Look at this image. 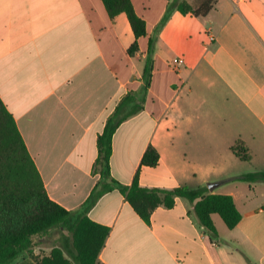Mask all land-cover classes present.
Listing matches in <instances>:
<instances>
[{
  "label": "crops",
  "instance_id": "1",
  "mask_svg": "<svg viewBox=\"0 0 264 264\" xmlns=\"http://www.w3.org/2000/svg\"><path fill=\"white\" fill-rule=\"evenodd\" d=\"M130 1L146 26L132 54L126 15L110 18L101 0H0V101L49 199L68 211L82 205L100 178L97 138L132 94L142 110L112 138L110 174L119 187L87 212L109 229L98 263L264 264V182L236 180L264 171V0H214L204 17L167 10L173 0ZM237 142L249 160L233 154ZM148 145L159 154L153 167L140 164ZM137 171L147 189L219 183L208 193L230 195L241 219L228 229L212 214V233L193 204L176 198L145 221L120 191ZM45 237L10 264L48 255L58 234Z\"/></svg>",
  "mask_w": 264,
  "mask_h": 264
},
{
  "label": "trees",
  "instance_id": "2",
  "mask_svg": "<svg viewBox=\"0 0 264 264\" xmlns=\"http://www.w3.org/2000/svg\"><path fill=\"white\" fill-rule=\"evenodd\" d=\"M101 1L110 18L120 13L126 15L134 36L129 53H134L137 40L146 35L144 20L137 16L130 0ZM212 4V0H204L194 7L185 1L173 0L167 10L176 8L181 14L204 17ZM153 46V40L149 39L142 73L144 92L151 78ZM140 110L141 102H137L132 94L125 95L116 104L96 142L95 168L99 171V182L78 209L68 211L49 199L14 119L0 101V264H10L23 253L31 254L36 246L33 237L52 230L58 234L57 244L52 246L48 255L33 257L36 264H99L98 255L109 229L90 220L87 212L104 193L119 187L110 174L112 138L119 125ZM231 150L239 160H249L242 142H237ZM158 160L157 150L148 145L140 164L153 167ZM236 180L264 182V171L245 173ZM120 191L134 212L145 221L158 206L171 208L176 198H184L193 204L198 222L212 233H215L212 214H217L228 229H233L241 219L230 195L209 194L204 186L147 189L139 186L137 171L131 185L120 187Z\"/></svg>",
  "mask_w": 264,
  "mask_h": 264
},
{
  "label": "rangeland",
  "instance_id": "3",
  "mask_svg": "<svg viewBox=\"0 0 264 264\" xmlns=\"http://www.w3.org/2000/svg\"><path fill=\"white\" fill-rule=\"evenodd\" d=\"M192 2H194V3H196V2H200L201 0H191ZM212 1H214V0H212ZM191 6H197V5H191ZM244 165V164H243ZM226 188L225 187H222V188H219L218 189V191H224ZM49 233V234H48ZM48 233H46V236L47 237H45L44 238V243H48L49 241H54V239L56 238V232L55 231H50V232H48ZM44 236V235H43ZM43 236H39V237H33V243L35 244V245H37L38 244V241H39V239L41 238V237H43Z\"/></svg>",
  "mask_w": 264,
  "mask_h": 264
},
{
  "label": "water",
  "instance_id": "4",
  "mask_svg": "<svg viewBox=\"0 0 264 264\" xmlns=\"http://www.w3.org/2000/svg\"><path fill=\"white\" fill-rule=\"evenodd\" d=\"M219 183H208L207 188L208 190L212 191L215 187L218 186Z\"/></svg>",
  "mask_w": 264,
  "mask_h": 264
},
{
  "label": "built area",
  "instance_id": "5",
  "mask_svg": "<svg viewBox=\"0 0 264 264\" xmlns=\"http://www.w3.org/2000/svg\"><path fill=\"white\" fill-rule=\"evenodd\" d=\"M209 40H212V37H209ZM264 206V205H263ZM264 209V208H263Z\"/></svg>",
  "mask_w": 264,
  "mask_h": 264
}]
</instances>
